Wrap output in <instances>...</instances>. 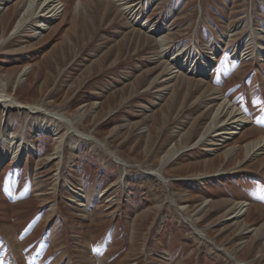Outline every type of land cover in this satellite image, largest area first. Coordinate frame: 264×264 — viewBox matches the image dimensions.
<instances>
[{
  "label": "rangeland",
  "instance_id": "1",
  "mask_svg": "<svg viewBox=\"0 0 264 264\" xmlns=\"http://www.w3.org/2000/svg\"><path fill=\"white\" fill-rule=\"evenodd\" d=\"M60 1L12 34L27 0H0V87L105 146L0 108V264H264V0ZM221 95L250 122L199 140Z\"/></svg>",
  "mask_w": 264,
  "mask_h": 264
},
{
  "label": "bare ground",
  "instance_id": "2",
  "mask_svg": "<svg viewBox=\"0 0 264 264\" xmlns=\"http://www.w3.org/2000/svg\"><path fill=\"white\" fill-rule=\"evenodd\" d=\"M62 7H63V4L61 3L60 0H27L26 5H25V9H24L23 13L21 14V17L17 21L13 30L16 32L20 28L25 27V25H26L25 20L26 19H29V17L33 18V17L37 16V17H41L42 19L38 20L36 22L35 30L38 32H41L43 29H45L47 23L49 22L48 20H46V17H45L46 14H49V16H48L49 19L50 18L54 19L63 10V9H61ZM128 7L129 6L124 7L125 12L128 11ZM141 23L143 24V25L141 24V27L147 25L150 28L149 31H153L154 33L159 32L158 26H156V24L150 23L148 19L141 20ZM4 39L5 38H2L0 40V42H2ZM217 55H218V50L212 49L210 51L207 59L202 62L203 65H202V68L200 67V69H201L200 71L205 72V71L210 70L214 64V61H215ZM178 58L179 57H177V55L175 54V56H173L172 59L176 60ZM176 64H178V63L176 62ZM176 67H178V65ZM24 70H25L24 73H22L23 75H25L27 73L26 69H24ZM1 86L2 87H0V108L2 110L3 115H4V113L8 114L9 112H11L13 110H18L20 112V114L24 113V111H26V110L31 112V113L43 112V114H45L47 116L56 117V118H58V120L64 121L65 123H67V125H68L67 134H69L71 132H75L83 138H87L90 140L95 139L99 144H102V146H105L103 143H101L100 140L96 139L95 137L91 136L90 134H85L84 132L79 131L75 127L73 121L70 118L64 116L63 114H59L56 112L53 113L52 111L42 109L37 105H27V104L17 100L13 95L8 93L5 90V84L4 85L2 84ZM218 117H220V119L225 118L226 125H224V121H225L224 119L222 120L223 122L220 121V123L218 125H216L215 120L218 119ZM249 122H250V119L248 118V116L245 114V112L237 104H235L233 101H231L229 98L225 97L224 95H221L220 96V103L217 106V108L215 109L213 117L210 120L206 131L201 134L199 140H204L208 136V130L215 128V130L217 131L216 135L219 137V143L227 142V141L231 140L235 135H237L241 131V129H243ZM222 124L224 127L218 129V127L222 126ZM55 126H56V124H55ZM46 129H49V131L54 132L55 135H57V137H56V139H57L56 143L57 144L54 146L55 151L53 152V154L54 155L58 154L62 149V145L64 143L65 135L61 134V132L58 130L57 126L56 127H49V128L47 127ZM15 148L16 149H14L12 151V153L8 154V152H7L6 154H8V155H6V154L5 155L9 156V158H12V159L17 158L19 156V154L21 153V151L23 150V147L18 145ZM245 149H246L247 155L258 154V152L260 150L264 149V136L260 137L259 139L252 140V141L246 143ZM108 152H110V151H108ZM48 158H49L48 160L50 161V159H53L54 156L51 157L49 155ZM118 159L120 160L119 157H118ZM0 162H1V160H0ZM125 165H127V164L125 163ZM157 174L160 175L159 173H157ZM74 195L79 200H83L85 198V193L81 188L74 189ZM207 202H209V200H207ZM249 208H250L249 203H247L246 201H238L237 203H235V207H234V210L232 211V215H230V218L235 219L237 222L240 219H244L243 217L245 215H247ZM238 264H240V263H238Z\"/></svg>",
  "mask_w": 264,
  "mask_h": 264
},
{
  "label": "water",
  "instance_id": "3",
  "mask_svg": "<svg viewBox=\"0 0 264 264\" xmlns=\"http://www.w3.org/2000/svg\"><path fill=\"white\" fill-rule=\"evenodd\" d=\"M12 34H16V32H13ZM114 157H115L116 159H118V157H117V156H115V155H114ZM118 160H119V159H118Z\"/></svg>",
  "mask_w": 264,
  "mask_h": 264
}]
</instances>
